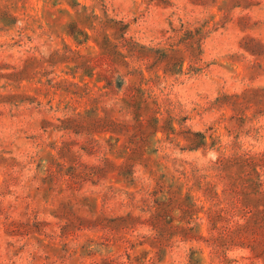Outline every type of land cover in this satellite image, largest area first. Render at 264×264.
<instances>
[{"label":"rangeland","instance_id":"obj_1","mask_svg":"<svg viewBox=\"0 0 264 264\" xmlns=\"http://www.w3.org/2000/svg\"><path fill=\"white\" fill-rule=\"evenodd\" d=\"M0 264H264V0H0Z\"/></svg>","mask_w":264,"mask_h":264}]
</instances>
